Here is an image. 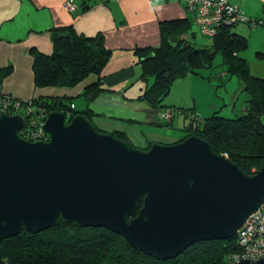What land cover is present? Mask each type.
<instances>
[{
	"label": "water",
	"instance_id": "obj_1",
	"mask_svg": "<svg viewBox=\"0 0 264 264\" xmlns=\"http://www.w3.org/2000/svg\"><path fill=\"white\" fill-rule=\"evenodd\" d=\"M65 116L49 112L48 140L30 141L19 134L20 113H0V241L59 215L166 259L195 241L231 237L264 199V162L245 173L194 134L137 147L81 113Z\"/></svg>",
	"mask_w": 264,
	"mask_h": 264
},
{
	"label": "trees",
	"instance_id": "obj_2",
	"mask_svg": "<svg viewBox=\"0 0 264 264\" xmlns=\"http://www.w3.org/2000/svg\"><path fill=\"white\" fill-rule=\"evenodd\" d=\"M88 7L82 2L81 11ZM190 25L186 18L163 20L159 22L157 45L131 48L136 63L140 65L139 78L142 81L151 79L143 90L142 99L153 107H162V101L176 78L196 72L201 66H210L211 59L218 52L226 66L223 72L235 75L247 91L246 110L239 117H224L218 109L202 118L192 117L185 128L184 138L197 135L206 140L214 152L226 153L243 172L253 173L264 162V123L260 120L264 111V78L252 74L246 57L240 54L247 46L246 38L232 32V26L221 27L213 36L211 45L197 47L183 37ZM49 33L50 53L30 48L34 86L71 88L92 75L96 80L85 84L78 94L86 102L83 109L74 108V97L70 95L35 96L30 99L32 106L45 114L63 112L65 122L77 113L93 122L89 103L104 89L99 74L112 51L104 44L101 32L85 35L69 24L50 27ZM259 54L264 56V53ZM10 72L11 65L0 68V83ZM219 76H222V70ZM178 109L188 114L190 107ZM111 133L127 140L121 131ZM19 134L24 137L22 132ZM141 205L142 200L138 207ZM240 230L227 238L195 241L172 258L158 259L131 246L121 234L105 227L79 226L58 215L56 224L48 228L29 231L21 227L17 234L1 239L0 264H246V242L242 240ZM250 241L257 246L254 238ZM261 264H264V258Z\"/></svg>",
	"mask_w": 264,
	"mask_h": 264
},
{
	"label": "crops",
	"instance_id": "obj_3",
	"mask_svg": "<svg viewBox=\"0 0 264 264\" xmlns=\"http://www.w3.org/2000/svg\"><path fill=\"white\" fill-rule=\"evenodd\" d=\"M63 1L0 0V68L11 65V72L1 79L2 92L21 99L51 95L81 97L85 108L86 102L78 94L85 84L96 80L93 75L71 88L37 89L33 83L30 48L50 53V27L71 24L78 33L85 35L103 33L104 44L112 51L99 74L104 89L89 103L93 123L100 129L106 132L121 131L135 146L145 147L149 143H168L183 137L195 111L201 118L209 115L198 113L200 109L193 97L189 102L179 98H170L165 102L164 99V105L173 109L191 108L188 114L178 110L187 121L182 119L180 128H177L179 132L172 135L169 130L173 129V114L168 121H164L160 114L165 108L153 107L142 99L143 90L151 79L142 81L139 78L140 65L131 52L134 46L157 45L160 40L159 22L163 20L186 18L191 25L196 24L192 13L185 8L184 0H73L77 7H81L82 2L89 5L86 10L81 11L80 8L77 13L65 10ZM228 1L237 5L247 16L262 19L260 24L249 26L238 23L236 25H241L239 29L234 31L230 27V30L246 37V41L248 36L255 34L262 35L264 41V0ZM187 32L183 37L190 39ZM261 48L264 51V47ZM171 88L167 96L171 94ZM72 102L76 108L74 100ZM148 124L168 130L166 136L157 137L153 130L142 132L141 125Z\"/></svg>",
	"mask_w": 264,
	"mask_h": 264
},
{
	"label": "rangeland",
	"instance_id": "obj_4",
	"mask_svg": "<svg viewBox=\"0 0 264 264\" xmlns=\"http://www.w3.org/2000/svg\"><path fill=\"white\" fill-rule=\"evenodd\" d=\"M240 26V24L233 25L231 29L235 31L236 29H239ZM192 32H194V35ZM187 34L190 35V40L194 42L197 47L211 45L214 41L213 37L202 34L197 24H192L188 28ZM246 44V48L244 51H241L240 54L246 57L252 74L264 78V56L259 54L264 53L261 48L264 47L263 36L259 34L248 36ZM221 61L220 54L216 52L211 59L210 66H201L196 70V72H190L182 77L176 78L172 83L173 86L171 85L172 88L170 87L171 94L164 97L165 102H168L167 100L170 98H179V100L189 102L191 101V97H193L197 101L198 108L201 112H198L200 115L204 113L211 114L213 109L216 107L215 109H218V113L224 117L242 116L246 110L244 109L245 105L248 104L247 91L243 88L242 81H240L235 75H228L223 72V70L226 69V66ZM221 70L222 76H219ZM42 88L43 87H37V89ZM72 100H74L76 109H83V99L81 97L72 98ZM162 102L164 103V101ZM232 107H234L233 110ZM162 108H165L166 111L163 110L160 116L166 112L170 113L168 118L163 117L165 119L164 121H168L171 114H173L171 124L173 129H170L169 132L172 135L177 134L179 132L177 128H180L179 126L182 124V119L187 121V118L182 113L185 111L178 109L180 107H175V109H173L171 106L166 104L163 105ZM168 109L170 111H167ZM178 110L182 112H179ZM197 116L199 115H197L195 111V114L192 117L196 118ZM260 120L264 123V111L260 114ZM141 129L142 132L153 130L154 135L157 137L160 135L165 137L166 132L168 131L163 127L151 124L141 125ZM184 136L174 141H168V143L180 141L184 139ZM127 140L129 141V139ZM151 144L152 143L147 144L146 148H148Z\"/></svg>",
	"mask_w": 264,
	"mask_h": 264
},
{
	"label": "built area",
	"instance_id": "obj_5",
	"mask_svg": "<svg viewBox=\"0 0 264 264\" xmlns=\"http://www.w3.org/2000/svg\"><path fill=\"white\" fill-rule=\"evenodd\" d=\"M185 8L192 13L194 23L199 26L202 34L214 36L221 27L233 26L238 23L256 25L262 23L261 19L247 16L237 5L228 0H184ZM63 7L69 12L76 11L73 0H64ZM20 113L25 119L22 132L23 138L30 141H47L48 133L43 127L47 114L43 110L36 111L30 100L13 98L0 95V113ZM168 118L170 113L161 115ZM242 240L246 242L247 258L246 264H261L264 258V199L258 209L253 212L240 228ZM254 238L256 245L251 242Z\"/></svg>",
	"mask_w": 264,
	"mask_h": 264
},
{
	"label": "flooded vegetation",
	"instance_id": "obj_6",
	"mask_svg": "<svg viewBox=\"0 0 264 264\" xmlns=\"http://www.w3.org/2000/svg\"><path fill=\"white\" fill-rule=\"evenodd\" d=\"M2 94H5V95H8V96H11V97H13V98H18V97L12 96V95L7 94V93H4V92H2ZM34 97H35V96H34ZM31 98H33V97L27 98L26 100H30ZM20 99H21V98H20Z\"/></svg>",
	"mask_w": 264,
	"mask_h": 264
},
{
	"label": "bare ground",
	"instance_id": "obj_7",
	"mask_svg": "<svg viewBox=\"0 0 264 264\" xmlns=\"http://www.w3.org/2000/svg\"><path fill=\"white\" fill-rule=\"evenodd\" d=\"M80 8H81V7H77L76 10H77V9L80 10ZM204 35H205V34H204ZM208 36H209V35H208ZM210 37H213V36H210ZM0 91H1V90H0ZM1 92H2V91H1Z\"/></svg>",
	"mask_w": 264,
	"mask_h": 264
}]
</instances>
